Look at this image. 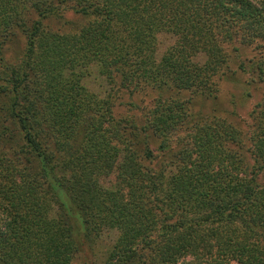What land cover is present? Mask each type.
Here are the masks:
<instances>
[{"label": "trees", "instance_id": "trees-1", "mask_svg": "<svg viewBox=\"0 0 264 264\" xmlns=\"http://www.w3.org/2000/svg\"><path fill=\"white\" fill-rule=\"evenodd\" d=\"M66 11L83 21L44 26ZM257 41L264 0H0V264H72L108 232L100 264H264V99L244 132L190 111L230 76L228 47ZM237 68L264 80V56ZM92 74L157 93L140 125Z\"/></svg>", "mask_w": 264, "mask_h": 264}, {"label": "rangeland", "instance_id": "rangeland-1", "mask_svg": "<svg viewBox=\"0 0 264 264\" xmlns=\"http://www.w3.org/2000/svg\"><path fill=\"white\" fill-rule=\"evenodd\" d=\"M79 24L83 19L74 15L70 11L63 12L62 18H46L43 20L44 26L51 31L64 32L70 29L71 23ZM160 54L167 45L171 44L172 38L167 35H159ZM25 41L22 35H18L7 45L5 54L9 59H14L24 48ZM237 47V51L230 54V76L221 79L218 84L216 95L207 99H193L190 111L191 113L201 114L203 117L220 118L231 123L242 132L251 128L253 120L250 116L251 110L255 104L264 99V80L256 76L242 72L237 68L238 63L243 60L254 59L264 56V42L257 41L255 44H240L235 42L228 47V51ZM88 89L100 96H109L113 102L112 111L117 118L132 119L138 125L141 124L148 111L153 108L157 99V93L152 89H145L131 93L126 89L117 88L116 84L109 83L103 77L96 74L90 75L85 80ZM131 93V94H130ZM176 94V93H174ZM182 98L190 97L188 91L179 94ZM185 137V132L179 131L170 140L171 150L174 151L178 144H182L181 139ZM160 140L153 137L150 141V148L157 157H160L158 145ZM179 166H175L168 173L169 178L178 173ZM111 177H104L102 182L111 181ZM109 233V232H108ZM104 233L97 236L87 246L73 257L72 264H100L115 239V233Z\"/></svg>", "mask_w": 264, "mask_h": 264}]
</instances>
